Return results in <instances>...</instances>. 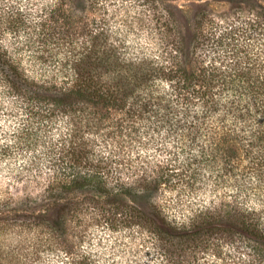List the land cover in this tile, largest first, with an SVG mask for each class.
<instances>
[{
	"label": "trees",
	"instance_id": "trees-1",
	"mask_svg": "<svg viewBox=\"0 0 264 264\" xmlns=\"http://www.w3.org/2000/svg\"><path fill=\"white\" fill-rule=\"evenodd\" d=\"M176 1L5 0L0 79L35 109L39 124L47 112L76 109L86 113L70 120L102 123L105 111L118 108L132 123L130 133L143 128L169 155L166 163L114 174L86 156L69 158L71 170L51 172L54 195L108 196L119 218L141 222L170 243L173 231L177 245L191 252L190 245L207 247L217 233L220 239L223 232L242 230L262 246L257 254L264 263V48L260 56L252 40L258 29L254 39L264 44V9L229 19L198 4L185 27ZM7 33L19 35V52L25 46L30 69L7 53ZM62 162L58 157L54 166ZM205 173L207 181L214 174L215 185L230 187L231 200L203 205L188 224L177 226L165 211L170 200L158 203L157 192L204 188Z\"/></svg>",
	"mask_w": 264,
	"mask_h": 264
},
{
	"label": "rangeland",
	"instance_id": "rangeland-1",
	"mask_svg": "<svg viewBox=\"0 0 264 264\" xmlns=\"http://www.w3.org/2000/svg\"><path fill=\"white\" fill-rule=\"evenodd\" d=\"M4 4L5 0H0L2 8ZM174 4L185 27L189 26L198 4L213 13L224 12L229 19L238 14L243 19L253 17L264 9V0H177ZM115 7L116 4L111 5V10ZM2 8L0 29L5 26L8 29V16ZM119 9L122 14L124 9ZM257 32L258 29L252 33V40L254 49L262 56L264 44L254 39ZM10 35L7 33L3 41L7 53L15 63L20 58L30 69L25 46L19 52V35ZM103 75L110 79L108 72ZM80 113L86 112L79 109L47 112L39 124L35 109L23 105L19 96L9 93L8 85L0 79V264H264L257 254L261 252L257 248L262 246L242 230L223 232L225 238L220 239L222 234L217 233L207 247L190 245L191 252L180 248L186 247L185 244L177 245L178 237L173 231L170 243L141 222L119 218L111 212L108 196L86 191L54 195L51 172L61 166L71 170L65 162L72 157L86 156L93 166L110 171L107 174H114V170L129 172L140 164L150 166L169 159L168 153L159 151L148 140L143 128L142 133L129 132L132 123L123 110L108 109L104 112L108 118L102 123L93 118L86 122L78 118L70 120ZM134 121L136 126L138 121ZM113 130L116 134L111 133ZM58 157L64 163L54 166ZM206 173L203 179L207 181ZM213 175L204 188L178 192L175 187L160 195L158 191L155 201L161 203L168 198V207L164 209L169 212L167 218H175L173 223L177 226L188 224L187 219L195 216L203 205L212 207L231 200L230 187L215 185ZM178 178L183 180L181 176L173 179ZM113 183L107 182L110 186ZM128 196L121 199L130 201Z\"/></svg>",
	"mask_w": 264,
	"mask_h": 264
}]
</instances>
